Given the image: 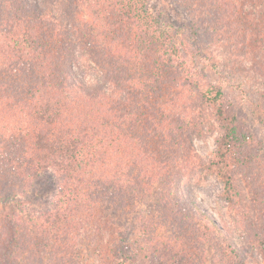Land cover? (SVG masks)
Returning <instances> with one entry per match:
<instances>
[{"label": "trees", "instance_id": "trees-1", "mask_svg": "<svg viewBox=\"0 0 264 264\" xmlns=\"http://www.w3.org/2000/svg\"><path fill=\"white\" fill-rule=\"evenodd\" d=\"M49 1L53 0H25L39 4L37 7L42 14L44 11H56L47 5ZM88 1L94 11L92 24H88L85 30L89 32L91 43H98L94 44L95 49L99 47L97 54L87 53L82 46L84 39H88L85 33L77 25L66 24L65 18L60 23L56 17H52L59 22V25L54 23L60 29L74 26L71 29L74 31L73 37L59 36L56 29L43 23L44 17L12 9L9 17H3L0 11L2 189L15 184L27 187L42 173L54 171L58 174V191L51 200L55 204L52 202L44 212L48 225L41 221L44 218L41 217L42 213L29 225L38 227L41 223L43 232H35L34 235L44 239L49 238V232L57 234L54 239L60 246V239L63 238V246L67 247L63 249L66 257L74 248L69 241L78 232L75 227L79 223L76 213L81 205L85 207L83 212L90 214L89 217L97 213L93 214L91 210L101 208L111 200L121 199V207L126 208L130 201L150 194L155 182L164 181L167 188H163L161 196L156 198L157 209L159 215L161 211L165 213L169 209L162 210L164 206L168 207L171 202L169 195L174 190L169 185L173 181L171 178H174L172 170L175 172L170 161L175 148L169 146L163 150L164 147H158L161 138L167 141V133L159 138V142L154 139L159 137L158 132L163 133L162 129L158 130L162 123L170 125L177 118L172 112L169 113L166 104L170 105L172 99L167 100L165 94L171 86L181 83L186 74L182 70L183 62L177 60L181 50L174 43L175 36L161 29L160 20L148 0H126L125 4L121 0L119 6L123 5L122 10H114L112 17L102 14L100 0ZM208 2L210 6H215L214 0ZM242 2L240 10L238 3L232 11H226L220 2L215 14L218 17H196L197 24L189 26L199 39L201 34L208 33V28L212 31L216 29L221 34V43L217 46L222 49L224 42L232 45V51L227 53L224 63L230 67L235 66L236 60H244L242 64L245 70L249 64L247 68L253 71L250 70V73L264 82V0ZM73 19L76 20L75 17ZM133 26L135 28H131L130 33H121L123 28ZM176 61L180 62L178 67ZM223 66L221 63L222 70ZM232 76L235 78V73ZM208 87L200 93V99H192L190 122H198L193 127L198 132L204 129L205 108L210 106L214 111L221 125L216 151L218 160L215 162L218 167L214 170L225 184L228 201L235 204L241 194L237 189L236 171L229 167V157H233L232 152L239 147L248 149L250 144L249 140H242L239 118L229 112L222 85L208 82ZM31 134L32 141L28 143ZM249 171L247 169L246 174L251 175L253 170ZM167 176L171 178L165 181ZM252 195L251 201L248 197H243L242 201L256 210L258 217V210L264 211V185L253 187ZM185 210L186 213L184 209H180L179 213L194 216L191 207ZM243 215L248 218L244 211ZM86 221L91 223L87 217ZM140 224L144 225L147 236L154 233L158 225L144 218H141ZM82 227L86 228L87 225ZM202 228L209 235L220 231L216 226L209 228L205 223L199 225L200 231ZM111 232L96 227L93 235L86 233L83 236V241L85 236L95 239L100 233L101 241L108 246L119 245L124 253V244L120 239L114 237L110 241L112 233L116 234ZM107 235L108 240H105ZM216 237L221 239L223 236L220 234ZM253 238L256 243L261 236L256 233ZM18 240V234L13 231L2 245L9 251L13 246L12 252L20 256L15 246ZM160 241L168 242L167 239L156 240L150 255L159 257L163 254L164 264H183L180 259H184L188 252L181 254L185 248L184 239L180 250L169 247L160 250L156 246L160 245L157 244ZM30 243L35 244L33 239ZM259 247L264 250V243ZM134 253L131 247L126 255L133 259ZM169 255H175L179 260L167 262ZM234 256L237 258H233V264H248L240 256Z\"/></svg>", "mask_w": 264, "mask_h": 264}, {"label": "rangeland", "instance_id": "rangeland-1", "mask_svg": "<svg viewBox=\"0 0 264 264\" xmlns=\"http://www.w3.org/2000/svg\"><path fill=\"white\" fill-rule=\"evenodd\" d=\"M120 2L121 0H100L102 14L114 16V10L117 9L119 12L123 8V5L119 6ZM122 2L125 4L126 0ZM214 2L215 6H210L208 0H148L160 20L161 29L175 36L174 43L181 50L177 60L183 62L182 70L186 73L181 83L171 86L169 92L165 94L167 100L172 99L171 104L167 103L166 107L169 108V113L172 112L177 118L170 125L162 123L158 130L162 129L163 133L158 132L159 137L154 139L159 142V138L167 133L168 135H165L167 141L164 137L161 138L158 147H164L163 150L169 146L175 148L170 158L175 170V172L172 170L174 178L168 176L165 178V181L169 178L173 180L169 188L172 185L174 190L169 195L171 202L162 210L169 209L165 213L161 211L160 215L157 209L156 198L158 195L161 196L160 191L163 188L164 190L167 188L164 181L155 182L150 194L145 197L141 195L130 201L126 208L121 207L119 203L121 199L111 200L103 207L91 210L93 214L97 213L89 217L90 214H85V207L81 205L78 207L80 211L76 213L77 220L82 223L81 227L85 225L87 227L81 229L79 223L75 225L78 232L71 242L69 241V245L74 248H71L69 256L66 257L63 249L67 247L63 246L65 244L63 238L60 239L62 245L60 246L54 239L57 234L49 232V238L44 239L34 235L35 232H43L41 223L38 227L29 225L39 214L42 213L41 217H44L45 209L51 207L49 205H52V202L55 204V201L51 200L58 191L56 189L58 174L54 171L42 173L38 179L34 178L23 188L20 187L22 184H15L16 186L10 184L11 187L2 189L0 180V264H64L66 261H68L66 264H164L163 254L159 257L150 254L156 240L166 239L167 243L162 241L157 243L160 244L156 245L160 250L168 247L180 250L184 239L185 248L181 250V254L183 251L188 252L185 253L184 259H180L183 264H233V258H237L234 255L240 256L241 260L248 264H264V250L263 247H259L264 243V211L258 210L260 216L256 217V210L242 201L243 197H248L251 201L253 187L255 189L256 186L264 185V82L250 73L252 69H248L249 64L245 70L242 64L244 60L242 62L236 60L235 66L230 67L224 63L227 53L230 54L232 51V45L224 42L225 48L220 49L217 45L221 43V34L216 29L212 31L208 28V33L201 34L199 39L190 28L189 25L197 24L196 17H218L219 15L215 14L220 2L226 11H232L238 3L240 10L243 5L242 0ZM37 5L39 4L27 3L25 0H0V11L3 17H9L11 9L27 12L31 16L44 17L43 23L56 29L59 36L70 38L74 36V31H71L74 26L60 29L54 23L59 25L65 18L66 24L77 25V28L85 33L88 39L82 38L85 40L82 46L87 49V53H98L99 47L95 49L96 42L92 39L94 43H91L89 32L85 30L88 24H92L94 11L88 0L49 1L47 5L56 11L52 13L44 11V15ZM53 16L59 22L53 19ZM131 28L135 27L123 28L121 33H130ZM180 62H177V67ZM221 63L224 64V70L220 67ZM95 65L94 61L93 66ZM74 68L77 71V67ZM232 73H235V78ZM208 82L222 85L229 112L235 113L239 118L238 127L242 140H249L250 144L248 149L239 147L232 152L233 157H229V167L236 171L237 189L241 194L235 204L228 201L225 184L214 170L218 167L215 165L218 160L217 140L221 136V125L216 120L214 111L210 106L205 108L204 129H199L198 132L193 129L198 122H190L193 113L192 99H200V93L209 88ZM94 112L97 113L96 110ZM178 136L179 138H176ZM180 136L183 137L180 139ZM32 137L33 134L28 136V143L32 141ZM247 169L248 172L253 170L251 175L246 174ZM85 193L89 194L88 191ZM178 204L182 206L179 207ZM184 207H191L194 216L187 217L179 213L180 209H184L186 213ZM243 211L248 218L244 217ZM11 217L14 219L9 220ZM86 217L92 224L87 223ZM44 218H41V221L48 225L47 219ZM141 218L151 219L158 224L154 233L147 236L143 229L144 225L140 224ZM203 223L209 228L216 226L220 231L211 235L205 232V228L200 231L199 225ZM96 227L115 232L118 236L111 232L110 241L112 242L114 237L120 239L124 244L122 247L124 253L120 251L119 245L108 246L101 241L100 233L95 239L85 236L83 241V236L86 233L93 235V229ZM13 231L18 234L19 240L15 246L20 256L12 252L13 246L9 251L2 245ZM256 233L261 238L256 239L255 243L253 236ZM220 234L224 238L216 237ZM108 237L107 235L105 240H108ZM31 239L34 240V245H30ZM128 243L135 251L133 259L126 255L131 248ZM105 251L106 254H103ZM177 260L179 257L169 255L167 262L175 263Z\"/></svg>", "mask_w": 264, "mask_h": 264}]
</instances>
